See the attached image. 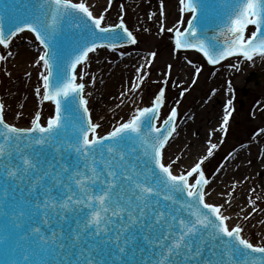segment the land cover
<instances>
[{
	"label": "snow or ice",
	"instance_id": "1",
	"mask_svg": "<svg viewBox=\"0 0 264 264\" xmlns=\"http://www.w3.org/2000/svg\"><path fill=\"white\" fill-rule=\"evenodd\" d=\"M224 2L230 10L222 42L196 39L189 19L188 27L175 32V48L198 49L213 65L233 55L248 60L264 56V0ZM33 3L30 15L7 31L0 27L5 47L26 29L35 34L45 49L36 63L43 62L47 72L41 73L43 91L37 88L36 94L55 104L46 124L37 112L31 127L20 128L5 121L0 103V216L9 229L0 242L15 236L20 259L12 264H264V244H253L242 235V225L230 224L223 205L206 202L209 180L203 160L180 173L174 171V161L166 162L164 150L175 132L177 110L172 108L157 126L163 87L151 106L136 108L104 135L97 132L101 126L92 121L76 69L98 47L137 43L123 18L105 25L104 14L94 15L85 0ZM180 4L182 11L201 7L200 0ZM74 16L79 20L73 26L86 32L80 34L71 63L53 78L55 36ZM139 87L133 83V89ZM229 115L226 108L225 128ZM68 132L70 136H62ZM215 148L212 144L208 155ZM46 149L55 156L46 158ZM64 153H74L75 159L69 162Z\"/></svg>",
	"mask_w": 264,
	"mask_h": 264
},
{
	"label": "rangeland",
	"instance_id": "2",
	"mask_svg": "<svg viewBox=\"0 0 264 264\" xmlns=\"http://www.w3.org/2000/svg\"><path fill=\"white\" fill-rule=\"evenodd\" d=\"M85 2L89 6L91 4L96 9L97 14H104L105 24H115L123 18L128 28L136 35L138 39L136 46L122 50L119 53H113V57H117L118 59L125 58L127 60L130 56H136L142 53L145 60L139 65L140 70L137 71L134 81L140 84V87L135 89L134 95H132L134 97L137 95V100L131 102L124 100L120 103L119 108L123 111L120 115H116L118 109L109 112H104L99 109L95 111L94 120L101 126V133L107 132L115 125L128 120L134 114L137 106L149 107L153 103L159 89L163 87L165 89V106L162 118H166L171 112V109L176 108L178 126L186 121L187 116L199 103L204 108L206 107V110H210L217 101L221 102L226 100V108L230 112L227 128L222 136V141L213 149L212 155L207 154L205 156V161L202 164L203 171L209 182L218 175L231 155L235 154L238 150H242L241 148H243L246 156H254L255 151L253 149H247V147L252 138L254 128L257 124L263 122L261 118L252 117L251 110L256 104L257 99L264 95V58L257 57L252 60L237 58L230 60L222 66L211 67L200 55L176 49L175 34L173 31L175 25L173 24L177 19V15L175 12L176 8L174 9L173 1L171 2V0H163L162 6L161 0H157L155 11L154 8H142L144 9L143 11L142 9L137 11L136 9H139L138 5L133 4L132 0L111 2L110 7L109 0H85ZM129 5L132 6L131 9ZM187 18L188 15L185 16V19L183 17L184 26ZM20 39L24 40L18 43L30 48L31 51L36 46V43L30 35H24ZM18 43L15 42L11 49H4L0 46V56L5 57V59L0 60V96H3L4 100L5 96H7L10 82L16 77V75L7 74L4 63L7 60H14V49L18 46ZM151 53H156L155 57L151 58ZM38 57L39 54H36L37 60ZM25 60L32 59L28 57ZM96 64L97 60H94L92 57L78 71V82L84 83L85 87L90 89V93L87 94L88 100H91L94 88L96 90L94 85ZM182 64H190V78L187 83L177 86L175 78ZM168 65L172 66L171 69L167 67ZM114 66L116 67V65ZM234 67V75H231L229 83L226 86L229 95L224 98L222 96L217 98L215 92L218 91V88L213 84L214 77L219 74V70ZM197 69H199L198 72L196 71ZM252 73L259 75L258 85L254 82L245 83ZM19 76L25 81L24 88L20 91V98L23 101H33L36 98L38 101H42L41 95L34 97L36 93L34 86L37 77H35L33 68L25 64L24 69L19 71ZM81 76L83 79H81ZM140 77H143L142 82L139 79ZM244 91H247L246 95H244ZM228 101H231L230 105ZM42 106L44 111L40 115L45 118L46 116H50V112H44L45 110H50L51 106L47 104H43ZM36 113L34 112L32 117ZM12 114L10 112L11 122L8 121L10 124L20 127L29 125L30 121H27L25 117ZM220 120L223 123V117H220ZM183 171H186V169ZM263 174L257 173L255 175L256 179L261 180ZM252 204L251 207L257 206L259 210L264 209V196ZM249 223L250 219L242 222L243 230H245ZM248 239L251 242L257 241L254 232L250 233Z\"/></svg>",
	"mask_w": 264,
	"mask_h": 264
},
{
	"label": "bare ground",
	"instance_id": "3",
	"mask_svg": "<svg viewBox=\"0 0 264 264\" xmlns=\"http://www.w3.org/2000/svg\"><path fill=\"white\" fill-rule=\"evenodd\" d=\"M172 1L174 9L176 8L175 12L177 15V19L173 24L175 25L173 31L176 32L177 29L182 31L183 28L180 27L181 21L179 19L183 16L185 17L188 13L187 10H181L180 0H171V2ZM132 2L133 4L135 3L138 5L139 9H136L137 11H140L142 8H154L155 11L157 5V0H132ZM90 7L94 15H100L97 14L96 9L91 4ZM129 8L131 9L132 6L129 5ZM143 10L144 9H142V11ZM24 35L22 34L14 39L8 49H11L15 42L20 43L23 41L24 39L20 38ZM19 43L14 49V60H7L4 63L7 74L16 75V77L9 84L5 100L3 96L0 97L1 103L5 106L3 110L5 121L7 123L11 122V112L13 113L12 115L23 116L27 121H30L29 125L25 127L15 125L16 127L28 128L31 127V121L34 118L32 117V114L34 112H39L40 114L43 113V101H38L37 98L33 101H23L20 98V91L24 88L25 81H23V79L19 76V71L24 69L25 64L30 65L33 68L35 77H37L34 86L35 90L37 88H41L42 86L41 73L47 74V72L43 67V62L39 64L36 63V54H39V56L43 54L39 45L36 44V46H34L35 50L33 47V50L31 51L30 48L20 45ZM258 56L259 55H256L254 57ZM28 57H31L32 60H25V58ZM92 57L94 60H97V67L94 71L96 75L94 78L96 90L94 88L91 100H88L87 98V94L90 93L89 88L87 89L85 87L84 95L88 100V107L91 113L92 121L94 123H98L94 120L95 111L97 109L104 112L118 109L116 115H120L123 112L120 110L121 108H119L120 103L124 100H128V102L137 100V95L135 97L132 96L134 95L135 90L133 89V83L136 79L137 71L140 70L139 65H141L144 60V56L141 53L136 56H130L127 60H125V58L118 59L117 57H113L112 52L101 49L91 53L89 55V59ZM239 57L240 56L238 55L231 59L234 60ZM262 58H264V56ZM231 59L227 61H230ZM25 61H28L29 63ZM86 63L87 61L80 67L82 68L86 65ZM114 65H116V67ZM234 70L235 67L227 68L226 70H219V74L214 77L213 84L218 88V91L215 92L217 98L219 96L224 98L229 95V91L226 86L227 83H229L231 75H234ZM190 71V64H182L180 66L179 73L175 78L177 86H181L189 81ZM42 91L43 89L41 88V92ZM130 96H132V98H130ZM34 97H38V95L35 93ZM49 106H51V109L45 110L44 113L50 112V116H46V118L41 116L42 124H46L48 118L55 114L54 102H52ZM163 106H165V101ZM163 106L161 107L160 116L163 112ZM139 107L140 106H137L136 108ZM225 109L226 100L221 102L217 101V103H215L210 110H206V107L204 108L199 103L187 116L186 121L181 123L179 126L177 125L178 119L176 117L174 136H172L170 143L166 145L164 150L166 162L168 160L174 161L173 168L176 173L184 172V169L190 170L191 167H193L196 163L201 162V160L204 162L205 156L208 154V149L211 148V145L216 144L217 146V144L222 141V136L225 133L226 128L224 127L222 120H220V117L225 115ZM251 111L252 117L261 118L263 121L257 124L254 128L252 138L247 147V149L249 148L255 151L254 156H246L243 148H241L243 151L238 150L235 154H232L219 171L218 175L215 176V178L206 186L205 192L206 202L224 206L222 211L225 215L231 217V220L229 221L230 224L235 225L238 223L242 225V222L250 219V223L245 230H243L242 235L248 239L250 233L254 232L257 241L252 243L255 245H261L262 242H264V209L262 208L259 210L257 206H251L253 205L252 201L257 202L264 196V95L257 99V102ZM97 132L99 133V131ZM103 133L106 134L107 132ZM99 134L101 135V132ZM257 173L263 174V178L261 180L256 179L255 175ZM226 201L229 203H225ZM253 209H255V211H253Z\"/></svg>",
	"mask_w": 264,
	"mask_h": 264
},
{
	"label": "water",
	"instance_id": "4",
	"mask_svg": "<svg viewBox=\"0 0 264 264\" xmlns=\"http://www.w3.org/2000/svg\"><path fill=\"white\" fill-rule=\"evenodd\" d=\"M250 30H254V27H250ZM249 33H246V36L248 35ZM252 80H256L255 78L252 77ZM174 136V135H173ZM171 139L168 141L167 145L170 143ZM19 253V252H18Z\"/></svg>",
	"mask_w": 264,
	"mask_h": 264
}]
</instances>
